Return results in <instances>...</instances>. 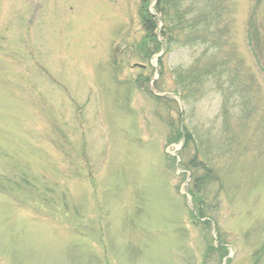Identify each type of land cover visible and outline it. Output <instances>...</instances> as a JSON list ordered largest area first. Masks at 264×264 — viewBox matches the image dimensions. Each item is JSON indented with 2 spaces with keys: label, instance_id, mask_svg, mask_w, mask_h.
<instances>
[{
  "label": "rangeland",
  "instance_id": "374dc122",
  "mask_svg": "<svg viewBox=\"0 0 264 264\" xmlns=\"http://www.w3.org/2000/svg\"><path fill=\"white\" fill-rule=\"evenodd\" d=\"M140 2L0 0V264H264V0H223L220 51L161 63L136 50ZM215 54L225 73L174 95L172 68ZM171 118L222 183L209 225L189 219Z\"/></svg>",
  "mask_w": 264,
  "mask_h": 264
},
{
  "label": "trees",
  "instance_id": "16d2710c",
  "mask_svg": "<svg viewBox=\"0 0 264 264\" xmlns=\"http://www.w3.org/2000/svg\"><path fill=\"white\" fill-rule=\"evenodd\" d=\"M223 5V0H187V2L185 0H157L154 12L151 13L148 9V0H141L138 18L143 34L136 46L140 58L149 60L152 56L159 54L162 49L163 52H167L175 47L197 44L211 49V53L213 50L220 51V47L224 43L221 36L226 31L225 28L219 26L223 21L221 20ZM222 25L227 26V24ZM212 56H214V61L210 62L208 66H202L201 58H198L189 65H177L172 68L174 95H178L183 102L197 99L206 89L211 77H217V75H221V72L225 73V70H221V68L225 66L226 62L216 63V54ZM160 57L161 55L158 56L159 63H161ZM158 73L161 74V66ZM236 76L234 75V77ZM234 77H231V83L234 81ZM154 100L156 105L173 110L180 116L181 113L177 110L175 99L165 95H156ZM222 107L223 122L225 123L228 109L226 105ZM169 125L171 127L170 141L183 139V145L179 152L181 158L179 164L190 171V181L186 188L191 203V208L188 211L189 219L201 220L203 225H209L211 213L219 205L222 183L209 165L207 155L209 153L204 152L203 136L197 134L199 145L194 146L195 139L192 131L178 126L177 120L174 118H171ZM185 132L186 134L183 135ZM189 145L192 149L194 147L195 151L191 158L186 159L188 161L185 163L183 151ZM174 158L175 156L171 159L175 160ZM215 183L218 184V190L212 191L211 186ZM218 240L217 246L209 245L207 251L215 250L222 258L226 255V247L221 239Z\"/></svg>",
  "mask_w": 264,
  "mask_h": 264
}]
</instances>
